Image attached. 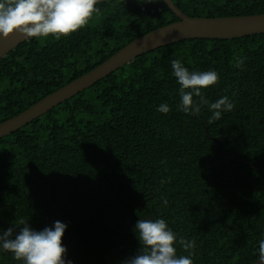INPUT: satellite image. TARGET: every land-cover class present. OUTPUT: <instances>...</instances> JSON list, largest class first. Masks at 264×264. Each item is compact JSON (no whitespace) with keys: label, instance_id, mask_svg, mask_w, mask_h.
I'll return each mask as SVG.
<instances>
[{"label":"trees","instance_id":"obj_1","mask_svg":"<svg viewBox=\"0 0 264 264\" xmlns=\"http://www.w3.org/2000/svg\"><path fill=\"white\" fill-rule=\"evenodd\" d=\"M172 1L191 17L264 12V0ZM96 7L99 16L71 35L29 38L0 57V122L178 19L164 0H103ZM174 59L189 72L216 71L219 82L202 94L209 103L227 96L234 108L211 124L207 104L199 115L180 111ZM161 104L167 114L157 111ZM205 131L221 138L218 154ZM149 217L164 219L178 241L195 240L193 264L259 257L264 32L159 46L0 137V232L20 219L36 231L60 221L67 225L66 261L122 264L140 247L136 222ZM175 246L177 256L188 255ZM0 264L22 262L0 250Z\"/></svg>","mask_w":264,"mask_h":264},{"label":"clouds","instance_id":"obj_2","mask_svg":"<svg viewBox=\"0 0 264 264\" xmlns=\"http://www.w3.org/2000/svg\"><path fill=\"white\" fill-rule=\"evenodd\" d=\"M98 3L99 0H0V38L20 34L25 38L52 36L60 40L88 25L94 15L99 16ZM234 66L242 68L243 58L236 57ZM171 67L179 85L180 111L199 115L201 106L207 104L212 111L208 121L211 124L219 120L223 112L234 108L227 96L209 103L202 94V90L219 82L216 71L189 72L179 59L172 60ZM194 97H198L199 102ZM157 111L167 114L170 107L161 104ZM66 227V224L55 221L52 227L36 231L20 219L0 232V250L12 253L13 259L22 264H72L65 260L67 249L62 244ZM133 231L140 247L122 264H193L194 252L190 250H194L195 240L180 237L178 241L164 219H139ZM177 243L188 255L177 256ZM258 256L259 264H264V240L259 242Z\"/></svg>","mask_w":264,"mask_h":264},{"label":"water","instance_id":"obj_3","mask_svg":"<svg viewBox=\"0 0 264 264\" xmlns=\"http://www.w3.org/2000/svg\"><path fill=\"white\" fill-rule=\"evenodd\" d=\"M164 2L178 18L176 21L135 38L96 67L44 96L19 114L0 122V137L39 117L136 56L159 46L189 38H234L264 32V12L240 16L191 17L182 12L172 0H164ZM27 39L29 38L20 34H13L7 39L0 38V57ZM205 135L217 142L213 150L218 154L221 138L210 136L207 131ZM258 260L259 257L251 264H259Z\"/></svg>","mask_w":264,"mask_h":264}]
</instances>
